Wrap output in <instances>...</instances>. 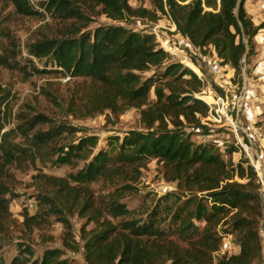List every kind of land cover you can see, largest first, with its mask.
Wrapping results in <instances>:
<instances>
[{
	"label": "trees",
	"instance_id": "obj_1",
	"mask_svg": "<svg viewBox=\"0 0 264 264\" xmlns=\"http://www.w3.org/2000/svg\"><path fill=\"white\" fill-rule=\"evenodd\" d=\"M9 1L22 16L47 13L81 18L67 0H45L38 3L39 9L29 0ZM97 1L105 16L114 21H124L129 14L154 22L167 17L189 45L202 54L213 51L220 64L233 69L236 77L241 74L242 60L249 64L256 55L254 38L264 28L263 24L254 25L248 16L247 0H152V12L131 10L127 0ZM26 48L28 55L43 65L40 71L35 69L38 74L62 71L71 78L87 77L106 85L111 73L117 72L126 101L118 105L116 95L106 93L104 108L139 109L147 131L108 137L100 147L98 137L69 125H51L30 136L37 124L50 122L41 114L21 117L26 128L17 124L5 130L4 121L10 116L9 93L0 88V233L9 215V168L13 164H34L39 149L56 136L65 135L66 141L55 148V163L82 162L75 178L80 184L95 182L111 168L143 166L156 159L172 175L177 188L161 196H147L138 212L112 201L105 208L106 219L87 191L52 178V185L65 202L72 206L81 202V211L90 218H103L98 231L82 236L86 264L264 263L260 237L264 201L253 166L243 155L236 162L224 161L214 144H194L184 131L185 127H200L201 119L209 114V107L196 97L202 92L203 82L190 69L169 62V54L158 48L153 36L118 27L99 28L79 37L43 38ZM0 62H6L1 54ZM162 66L153 81H140L133 74ZM151 88L156 100L151 107L143 108ZM224 152L232 155L238 149ZM49 205L58 214L51 201ZM36 219L24 216L29 227L39 225ZM232 233L239 237L238 252L215 260L223 235ZM63 244L70 251L78 250L69 232ZM16 251L9 262L0 255V264H69L57 248L45 249L39 256L25 245H19Z\"/></svg>",
	"mask_w": 264,
	"mask_h": 264
},
{
	"label": "rangeland",
	"instance_id": "obj_2",
	"mask_svg": "<svg viewBox=\"0 0 264 264\" xmlns=\"http://www.w3.org/2000/svg\"><path fill=\"white\" fill-rule=\"evenodd\" d=\"M42 1L45 0H29L36 9H39L38 3ZM67 1L81 18L51 16L47 13L43 16H22L9 0H0V54L6 61L0 62V88L9 93L10 108V116L4 121L5 130L17 124L26 128L28 125H25L23 118L41 114L50 122L37 124L29 132L30 136L37 130H48L51 125H69L95 135L102 147L108 137H122L131 131L146 132L147 127L142 122L139 109L122 107L119 108L122 110L117 108L113 111L104 108L102 99L106 93L116 95L118 105L126 101L124 87L117 72L111 73L106 85L87 77L71 78L62 71L56 74H38L35 69L40 71L43 65L27 53L28 44L43 38L58 39L72 35L79 37L91 35L99 28L118 27L153 36L158 48L169 54V62L181 63L203 82L202 92L196 97L213 109L209 110L206 118L201 119L200 127L184 128L190 141L194 144H214L224 161L236 162L241 155L246 158L239 143L240 138L245 149L253 153L256 149L263 151L260 168L264 170V28L254 38L256 55L249 60V64H244L242 60L239 76L236 77L235 71L230 67H222L231 85V89H227L219 85L200 52L173 30L167 17L162 16L154 22L147 17L129 14L124 21H114L105 16L97 0ZM245 3V7L252 10L255 0H247ZM127 6L131 10L140 8L154 11L152 0H127ZM248 16L256 19L258 25H264V14L257 17L251 11ZM162 69L163 66L133 74L140 81H153ZM155 100L151 88L148 104L143 108L151 107ZM219 100H223V103ZM233 100H236L234 106L231 104ZM236 125L239 129L236 127L235 131ZM78 135L80 134L75 137ZM65 139V135L56 136L39 149L34 164H13L8 170L6 182L10 190L9 215L4 223V230L0 233V255L6 262L16 254L19 245H25L31 247L37 256L45 249L57 248L63 252V257L69 264H86L83 250L85 238L82 236L87 237L98 231L102 219H109L105 208L112 201L116 200L129 210L138 212L147 196H161L177 190L172 175L156 159H150L143 166L134 164L130 167L111 168L95 182L80 184L75 178L82 168V162L74 165L55 163V148L62 145ZM225 149H238V155H229L224 152ZM249 163L253 166L257 162ZM52 178L64 179L69 185L87 191L95 208L102 212L103 218H90L81 211V202L79 206L65 202L52 185ZM262 198L264 201L263 196ZM48 201L54 204L58 214L53 212ZM25 214L36 217L35 222L39 225L27 226ZM197 225L202 227V224ZM67 232L78 243L77 251L64 247ZM260 237L264 251V218L260 226ZM238 243L236 233L224 234L214 259L236 254Z\"/></svg>",
	"mask_w": 264,
	"mask_h": 264
},
{
	"label": "built area",
	"instance_id": "obj_3",
	"mask_svg": "<svg viewBox=\"0 0 264 264\" xmlns=\"http://www.w3.org/2000/svg\"><path fill=\"white\" fill-rule=\"evenodd\" d=\"M170 20V19H169ZM171 21V20H170ZM172 28L173 30H175V26L174 24L171 22ZM189 44V42H188ZM191 46V45H190ZM192 47V46H191ZM195 49V48H194ZM199 51V50H198ZM200 52V51H199ZM201 56L204 57V60L207 64V67L209 69V71L216 77V79L219 81V85L221 87H226L227 89H231V85L229 83V80L226 79L224 72L222 70V66L220 64V61L218 60V58L216 57L215 53L212 51L210 54H202L200 52ZM192 62V61H191ZM220 102L223 103V100H219ZM236 100L231 101V104L234 106L236 105ZM212 110L213 108L211 106H209V110ZM259 136V135H258ZM254 170L257 174V177L259 179L260 182V192L262 194V196L264 197V170H262L260 168L259 164H254L253 165ZM263 214H264V210H263ZM264 264V263H263Z\"/></svg>",
	"mask_w": 264,
	"mask_h": 264
},
{
	"label": "crops",
	"instance_id": "obj_4",
	"mask_svg": "<svg viewBox=\"0 0 264 264\" xmlns=\"http://www.w3.org/2000/svg\"><path fill=\"white\" fill-rule=\"evenodd\" d=\"M252 3V2H251ZM246 5V3H245ZM246 9V12L247 14L250 15V12L252 11L253 13H255L257 15V17H260L262 16V14H264V0H255V4L253 5L252 7V10H249L248 7H245ZM252 22L254 23V25H258V21L256 19H251ZM234 130L236 129V127L238 128V126H234ZM239 129V128H238ZM236 131V130H235ZM244 133L246 134V131H244ZM247 135V134H246ZM239 143L241 144L240 146L243 148V151L244 153L246 154L245 157L249 160V162L251 161V163H253L254 161L257 162V164L260 165V162H261V158L263 157L262 154H263V151L260 150L258 151L257 149L254 150V153L253 151H250V150H247L245 149V144L242 143V140L239 138ZM238 144V143H237ZM233 154H236L238 155L237 152L233 153ZM249 156H248V155ZM254 164V163H253ZM261 166V165H260Z\"/></svg>",
	"mask_w": 264,
	"mask_h": 264
}]
</instances>
